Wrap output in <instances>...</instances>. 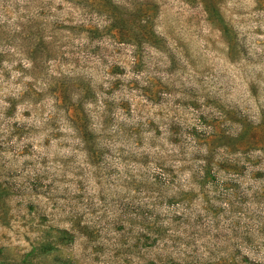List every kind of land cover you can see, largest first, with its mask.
I'll list each match as a JSON object with an SVG mask.
<instances>
[{"label":"rangeland","instance_id":"rangeland-1","mask_svg":"<svg viewBox=\"0 0 264 264\" xmlns=\"http://www.w3.org/2000/svg\"><path fill=\"white\" fill-rule=\"evenodd\" d=\"M0 264H264V0H0Z\"/></svg>","mask_w":264,"mask_h":264}]
</instances>
